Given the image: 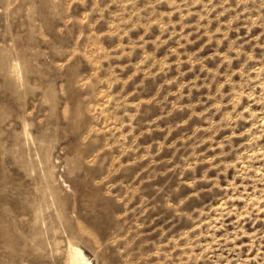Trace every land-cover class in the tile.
I'll return each instance as SVG.
<instances>
[{
    "label": "rangeland",
    "instance_id": "374dc122",
    "mask_svg": "<svg viewBox=\"0 0 264 264\" xmlns=\"http://www.w3.org/2000/svg\"><path fill=\"white\" fill-rule=\"evenodd\" d=\"M69 243L264 264V0H0V264Z\"/></svg>",
    "mask_w": 264,
    "mask_h": 264
},
{
    "label": "bare ground",
    "instance_id": "6f19581e",
    "mask_svg": "<svg viewBox=\"0 0 264 264\" xmlns=\"http://www.w3.org/2000/svg\"><path fill=\"white\" fill-rule=\"evenodd\" d=\"M13 68H15V66H13ZM68 247L67 264H90L79 246L69 243Z\"/></svg>",
    "mask_w": 264,
    "mask_h": 264
}]
</instances>
